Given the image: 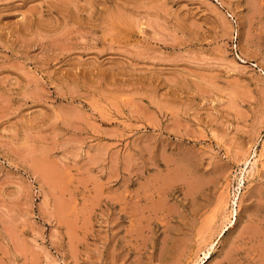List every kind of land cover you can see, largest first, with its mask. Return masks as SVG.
Segmentation results:
<instances>
[{
  "label": "rangeland",
  "instance_id": "1",
  "mask_svg": "<svg viewBox=\"0 0 264 264\" xmlns=\"http://www.w3.org/2000/svg\"><path fill=\"white\" fill-rule=\"evenodd\" d=\"M0 264H264V0H0Z\"/></svg>",
  "mask_w": 264,
  "mask_h": 264
},
{
  "label": "bare ground",
  "instance_id": "2",
  "mask_svg": "<svg viewBox=\"0 0 264 264\" xmlns=\"http://www.w3.org/2000/svg\"><path fill=\"white\" fill-rule=\"evenodd\" d=\"M235 213V212H234Z\"/></svg>",
  "mask_w": 264,
  "mask_h": 264
}]
</instances>
